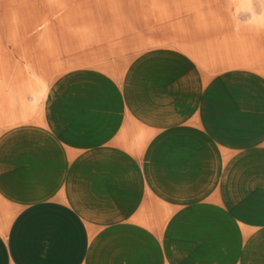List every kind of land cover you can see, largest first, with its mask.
I'll return each mask as SVG.
<instances>
[{"label":"crops","instance_id":"crops-1","mask_svg":"<svg viewBox=\"0 0 264 264\" xmlns=\"http://www.w3.org/2000/svg\"><path fill=\"white\" fill-rule=\"evenodd\" d=\"M256 18L247 17L245 50L233 46L232 60L246 68L210 78L186 52L153 47L117 74L65 70L38 95L30 60L3 57L0 264H264V21ZM0 28L7 43L12 26ZM205 134L209 147L197 140ZM207 159L262 167L244 175L262 185L247 201L239 180L206 197L216 207H198L208 238L192 256L191 198L175 192V167Z\"/></svg>","mask_w":264,"mask_h":264},{"label":"rangeland","instance_id":"rangeland-1","mask_svg":"<svg viewBox=\"0 0 264 264\" xmlns=\"http://www.w3.org/2000/svg\"><path fill=\"white\" fill-rule=\"evenodd\" d=\"M248 15L261 16L256 26L263 22L264 0H0V22L12 26L7 43L0 35V61L11 51L16 59H29L37 73L31 89L38 95L65 70L92 66L117 74L139 52L153 47L186 52L210 78L225 69L246 68L245 60H232V52L236 45L245 50ZM212 138L197 136L206 147ZM190 162L189 167H175L174 190L191 198L190 247L195 256L208 238L198 207L202 213L206 205L215 209L216 199L206 197L227 191L234 180H239L234 183L238 193L247 192V201L262 183H248L244 175L263 168L214 166L210 159Z\"/></svg>","mask_w":264,"mask_h":264}]
</instances>
